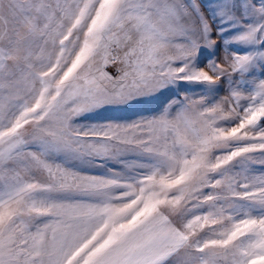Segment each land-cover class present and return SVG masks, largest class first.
<instances>
[{
	"label": "snow or ice",
	"instance_id": "1",
	"mask_svg": "<svg viewBox=\"0 0 264 264\" xmlns=\"http://www.w3.org/2000/svg\"><path fill=\"white\" fill-rule=\"evenodd\" d=\"M0 264H264V0H0Z\"/></svg>",
	"mask_w": 264,
	"mask_h": 264
}]
</instances>
